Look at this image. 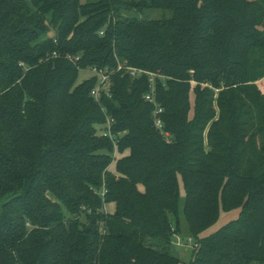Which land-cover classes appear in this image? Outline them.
Returning a JSON list of instances; mask_svg holds the SVG:
<instances>
[{
    "label": "trees",
    "instance_id": "16d2710c",
    "mask_svg": "<svg viewBox=\"0 0 264 264\" xmlns=\"http://www.w3.org/2000/svg\"><path fill=\"white\" fill-rule=\"evenodd\" d=\"M180 183L188 264L264 263V0H0V264H179Z\"/></svg>",
    "mask_w": 264,
    "mask_h": 264
},
{
    "label": "rangeland",
    "instance_id": "374dc122",
    "mask_svg": "<svg viewBox=\"0 0 264 264\" xmlns=\"http://www.w3.org/2000/svg\"><path fill=\"white\" fill-rule=\"evenodd\" d=\"M169 12H164L163 10H159V9H146L144 11V13L140 14L137 13L135 11H130L124 14V16L127 17H145L147 19H159L162 18L163 16H168ZM120 66H122V64H120ZM127 66V70H128ZM129 71V70H128ZM96 74L95 72H93L91 69H81L79 70L78 73V79L77 82H81L83 79L90 77L91 75ZM98 79L99 75L97 74ZM154 80H153V84H156V80L158 79L161 81H164L167 77L165 75L162 74H156L154 76ZM109 84V80L106 84V86H108ZM193 94H190V100L191 103L193 101ZM192 112H190V116H191ZM169 141V138L167 139ZM206 142L205 141V146H206ZM184 201H185V191H184V187L182 185V183H180V194H179V210H180V217H179V233L176 236H172L171 241L173 243V250L175 252V254H177V256L180 258L181 262L179 264H188L189 262H191V260L194 257V245H195V238L193 235H191L190 230H189V225L188 222L186 220V218L183 215V205H184ZM107 210H112L113 209V205L112 204H108L106 206ZM239 212L240 209L236 208L233 210H223L220 209L219 211V216L217 218V220L211 225L209 226L206 230H204L202 233L199 234V238H204L214 232H216L218 229H220L222 226H224L226 223L230 222L231 220H235L238 218L239 216ZM84 219V218H83ZM252 264H264V263H259V262H255Z\"/></svg>",
    "mask_w": 264,
    "mask_h": 264
},
{
    "label": "built area",
    "instance_id": "2783aa9c",
    "mask_svg": "<svg viewBox=\"0 0 264 264\" xmlns=\"http://www.w3.org/2000/svg\"><path fill=\"white\" fill-rule=\"evenodd\" d=\"M121 66H119L118 68H120ZM129 73L132 76H139L141 74H146L149 76V91L147 93L144 94V99L150 103H153L154 105V109L152 111V117H153V123L154 126L156 127V129L159 131L160 134H162L166 139L169 138V134L167 133V131L164 130V123L160 117V114L162 112V107L159 106V104L155 101V85L153 84V80L155 79L154 76L156 75V73L154 72H149L146 70H142V69H137L134 67H128ZM92 71L97 72L99 75V82L98 85L92 90V95L95 98H99V95L101 93V91L105 90L107 91V82L109 80V75L107 73H105V71L103 70H98L96 68H93ZM107 119V125L108 127L103 131V136L106 137H110L112 139H114V137L112 136V132H111V128H110V123L112 119H109L106 116ZM115 155V152L113 154V156Z\"/></svg>",
    "mask_w": 264,
    "mask_h": 264
}]
</instances>
